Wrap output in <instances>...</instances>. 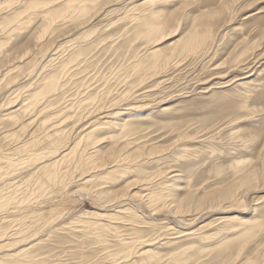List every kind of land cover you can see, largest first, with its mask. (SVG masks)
<instances>
[{"label":"rangeland","instance_id":"obj_1","mask_svg":"<svg viewBox=\"0 0 264 264\" xmlns=\"http://www.w3.org/2000/svg\"><path fill=\"white\" fill-rule=\"evenodd\" d=\"M26 1L0 0V18L15 10H23ZM99 1L75 0L73 8L56 6L53 13L55 22L50 29L58 38L54 46L59 59L52 63L55 68L51 73L40 72L45 64L42 61L32 77L14 86V89L21 91L22 97L42 90L39 98L46 105L52 100L53 106L36 118L27 131L35 130L49 115H52V119L46 123L47 127L68 116L67 122L58 126L56 131L66 134L70 144L95 120L90 119V125L87 121L76 122L79 119L76 107L80 100L89 96L102 100V103L113 100L121 107L119 114L124 118L122 122L118 120L116 123L131 120L128 128L133 129V136L141 137L140 142L145 144L141 146L146 150V154L141 156L147 159H142L146 164L145 171L156 174L171 168L166 178L180 176L179 185L184 188L183 191H197L200 194L239 183L237 179L242 174L236 170L235 175L234 168L239 161L242 163L241 169L246 166L245 158L229 159L217 148V144L234 127L231 120L232 101L250 89L264 88V19H258L264 16V9L257 11L259 4L245 7L251 0H238L236 8L239 10H234L231 17L227 16L229 18L225 23L220 22V25L215 26L217 32L214 42L207 44L204 53L200 50L188 56L175 57L169 64L151 70L155 61L152 52L165 51L170 43L179 40L186 19L181 21L175 34L167 29L165 34L160 33L147 40L142 24L149 17L150 10L158 5L141 4L136 7L140 0H128L127 3L120 0L106 5L98 16L86 22L79 19L84 4L92 6ZM160 2L175 3L177 0ZM28 11L24 15L25 19L29 18L32 11L38 10ZM41 23L42 19L38 18L25 30L10 26L0 32V42L9 36V44L21 48L32 38ZM255 42H259V46L249 53L246 60L234 64V49L240 50L248 43ZM0 49L4 50L5 46L0 45ZM178 52L181 53L180 50ZM60 62L63 63L62 68ZM47 76L57 80L54 86H43ZM60 85H63V94L57 97L54 90ZM15 105L0 107V115L10 112ZM70 106L71 109L61 112ZM37 110L38 106L29 118H33ZM102 116L105 115L99 117ZM109 118L102 119L103 123H97L94 127L101 130L99 134L102 138L112 136L105 133L110 128L109 124L106 125ZM109 146L110 142H107L102 147L106 149ZM149 150L154 153L147 154ZM237 155L233 154L234 157ZM213 161L217 163L213 164ZM223 161H227V164ZM150 163L156 167L147 168ZM221 167H228L230 171L219 175L217 169ZM0 170L7 174L0 178V202L8 203L6 210H0V264H121V260L113 258L122 249L115 237H119V241H126L148 234V239L163 243L161 240L167 232L160 230L159 226L155 228L154 225L144 224L151 221L158 225L168 223L170 227L184 232H196L192 237L194 240L186 241L183 238L178 240L180 243L177 245H159L158 252L164 258L191 247L189 258L184 255L180 258L190 259L184 264H219L221 259L214 249L221 240L233 242L237 238L236 233H232V227L242 218L264 219L260 215L261 207L264 206V188L251 190L245 195V204L231 208L229 212H203L187 217L190 225L186 227L180 225L179 218L170 216L169 212L151 217L145 201L134 199L128 203L136 207L134 209L138 214L120 216V221L111 224L114 226L109 229L108 235L98 236L86 231L80 219L85 212L93 209L105 212L84 193L83 190L90 187L77 191L75 197H71L58 188L51 191L50 186L54 185L50 184L45 187V191L42 190L45 178L33 167H15L2 162ZM66 178L77 180L79 172L70 170ZM161 178L164 176L158 180ZM152 187L159 191L155 183ZM231 188L237 190L236 186ZM76 189V185H73L69 192L74 193ZM138 191L135 189V192ZM239 191L241 194V189L236 193ZM220 230L226 233L223 235L222 231L223 236L220 234L221 237L217 239L209 242L198 240L201 236H215ZM16 231L19 234L16 235ZM245 250L246 259L253 257L256 250L264 251V229L254 241L247 243ZM235 253L236 250L233 251ZM132 262L143 264L138 258Z\"/></svg>","mask_w":264,"mask_h":264},{"label":"bare ground","instance_id":"obj_2","mask_svg":"<svg viewBox=\"0 0 264 264\" xmlns=\"http://www.w3.org/2000/svg\"><path fill=\"white\" fill-rule=\"evenodd\" d=\"M74 1L27 0L23 5L25 6L23 10H15L11 14L6 15L7 17L3 16L0 18V32L14 25L18 26L17 29L25 30L27 29L26 27L38 18L42 19V23L36 28L32 38L27 43H24L21 48H16L12 44L10 45L9 42L11 40H9V36L2 39V43L0 42V45L5 46L4 50L0 49V98L3 97L1 101L4 102H2L0 107L16 104L10 112L0 115V163L6 162L15 167H33L36 169V172L41 173L42 177L45 178V183L42 182L41 186L44 191L46 190L45 187L50 184L54 185L53 187L50 186L52 188L51 191L58 188L61 191H65L69 196L75 197L77 191L90 187V189L83 190L84 193L89 199L100 205L102 211L105 212L101 213L93 209L85 212L80 219L86 231L98 236L102 234L104 236L108 235L109 229H113L111 227L114 226L111 224L120 221L122 218L120 216L138 214L134 209L136 207H132L131 203H128L134 199L145 201L147 208L150 210L151 217L161 212L166 214L169 212L170 216L179 218L180 225L186 227L190 225L187 217L199 215L203 212H229L231 208L241 206L238 204L240 196H242L244 205L246 194L251 190L257 191L264 188V179L259 176L256 178L255 183L249 181L246 166H242L241 169L242 163L240 161L237 162V167L234 168L235 175L236 170L242 174L237 179L239 183L236 182L235 185L227 186V188L215 192H203V194L197 191H183L184 188L179 185L180 176L177 175L171 178H166V175L164 176L165 179L161 178L159 179L160 181L152 179L159 172L151 174L152 172L145 171L146 164L143 160L133 166L116 163V161L123 159L141 157L146 154V150L143 149L144 147H141L145 146L144 142H140L142 138L136 137L137 135L134 137V130L128 128L131 120H125L121 124L116 123L118 120L122 122L124 118H121L122 114H119L121 107H118L117 103L113 102V100L102 103V100L99 101L97 98H91V96L80 100L76 107V114L78 113L79 116L76 122H88L90 119L95 120H93L94 122L91 121L90 128L80 132L77 135L78 137L70 144L67 141L66 134L56 131L58 126L67 122L68 116L62 118L58 123L47 127L46 123L52 119V115H49L35 130L27 131L36 118L53 106L51 104L52 100L48 101V105H46L43 99L39 98V92L42 90L34 91L22 97L21 91L17 88L14 89V86L20 81L23 80L24 82L32 77L42 61L45 64L40 68V72L51 73V70L55 68L52 63L56 62L59 56L58 50L54 46L58 38L55 37L56 33L50 31L55 22V15L53 13L56 6L69 8L66 5L71 4L70 8H73ZM118 1L120 0H101L92 6L82 4L81 18L79 19L86 22L92 19V17L98 16L106 8V5L110 3L114 4ZM125 2L127 3L128 0H124ZM29 9L38 11H32L29 18L25 19L24 15L26 12H30L28 11ZM233 12L230 14L232 15ZM230 14L217 19H198L193 17L189 25V31L184 36L170 43L164 49L165 51L158 50L152 52V59L155 61L150 69H157L160 67L159 65L165 66L175 57L188 56L189 53H196L200 50L201 53H204L207 44L214 42L215 32H217L215 26L220 25V22L225 23L229 18L227 16H230ZM174 19L172 14L167 15V13L156 12L153 8L149 12V17H146L142 24L144 36L148 40L157 37L160 33L165 34L167 29L171 30ZM1 21L4 22L1 24ZM80 23H83V21ZM186 23H188L187 19ZM176 32H173V34ZM258 43H248L242 49H237L238 51L234 49L232 57L235 60L233 63L239 64L244 62L249 53L259 46ZM179 50L181 53L178 52ZM167 51L171 53L164 54ZM62 67L63 63L60 68ZM233 68L236 69L237 66H233ZM55 81L57 80L47 76L44 79L43 86H54L53 83ZM54 91L57 93V97H61L63 85L56 86ZM137 97L139 98V96ZM37 106L38 112L33 118H29L35 112ZM71 107L67 109L65 107L61 112L67 111ZM100 115L105 116L99 117ZM108 117L111 118L107 120L106 125L109 124L110 128L105 133L112 136L111 138H102L101 134H99L101 130L94 127L103 123L102 119ZM118 130L120 131L119 134H117ZM107 142H110V146L103 149V144ZM147 152L149 155L154 153L153 150ZM149 165L147 168L152 167L151 163ZM134 167H136L135 170H133ZM70 170L79 172L77 180L66 178V174ZM6 175L0 170V178L2 176L6 177ZM154 183L159 188V191H156L152 187ZM73 185H76L77 189L74 193H71L69 190ZM233 186H236L237 190L241 189L242 193L240 194V191L236 193L237 190L233 191L231 188ZM135 189L139 191L135 192ZM7 206L8 203L0 202V210H6ZM262 221L264 219L247 220L242 218L238 224H235L233 227L231 226L232 233H236L237 238L235 237L233 242L221 240L218 242L217 247L215 246L214 250L219 253L218 255L221 259L219 264H242V261L245 264H261L264 251L254 250L256 256L253 255V257L251 256L248 259L244 258V252L246 251L247 243H250L252 240L254 241L260 231L264 229L260 227ZM144 224H148L147 226L151 224L154 227L159 226L160 230L167 232L166 236L161 240L163 243L156 242V239L153 238L148 239V234L136 236L126 241H119V237H115L122 248L120 253L113 257L115 260H121V264H137L136 262H132L135 258L140 259L143 264H177L181 260L184 264V262L190 260L180 258L182 255L189 258L191 247H185L181 253L168 256L169 258L167 259L158 252V249L160 246L177 245L179 239L186 238V241H188L187 239L194 240L192 237L196 234L195 231H180L164 222L159 225L152 221ZM253 227L257 228L256 232H252ZM222 231L220 230L215 236H201L198 240L209 242L221 237L219 235ZM222 233L224 235L226 232L223 231ZM15 234H19L18 231ZM192 247L194 248V246ZM234 250H236L235 254H233ZM201 251L205 250L202 249Z\"/></svg>","mask_w":264,"mask_h":264},{"label":"snow or ice","instance_id":"obj_3","mask_svg":"<svg viewBox=\"0 0 264 264\" xmlns=\"http://www.w3.org/2000/svg\"><path fill=\"white\" fill-rule=\"evenodd\" d=\"M237 3L238 0H177L175 3H161L160 0H140V4H137L136 7H140L141 4L158 5L154 11L171 13L175 18L171 28L172 32L178 31L181 21L187 19L188 23L185 24L184 31L180 32V36H184L189 31L193 17L217 19L234 10H239L236 8ZM257 4H259L257 11L264 9V0H251L250 4L244 6L253 7ZM71 6V4L66 5L69 8ZM184 13H187L186 17ZM258 19H264V16ZM262 30H264V26H262ZM231 112L234 127L229 129L224 137L220 138L217 148L223 151L229 159L244 157L249 181L255 183L258 176L264 179V88L250 89L243 96L232 101ZM233 154L238 155L234 157ZM142 159L144 158L123 159L116 161V163L133 166ZM216 163L217 161H213V164ZM223 163L227 164V161H223ZM152 167L156 166L153 165ZM171 170V168H168L167 171L162 170L152 179L166 176ZM229 171L228 167H221L217 169V174L223 175ZM238 204L243 205L242 197L238 198ZM260 215L264 216V206L261 207ZM260 227L264 228V221ZM256 231L257 228L253 227L252 232ZM177 264H183V261H178ZM242 264L245 262L242 261ZM261 264H264V257L261 258Z\"/></svg>","mask_w":264,"mask_h":264}]
</instances>
